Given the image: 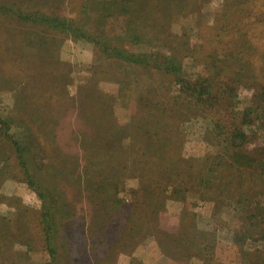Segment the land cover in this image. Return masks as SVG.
Wrapping results in <instances>:
<instances>
[{"label": "rangeland", "instance_id": "1", "mask_svg": "<svg viewBox=\"0 0 264 264\" xmlns=\"http://www.w3.org/2000/svg\"><path fill=\"white\" fill-rule=\"evenodd\" d=\"M0 264H264V0H0Z\"/></svg>", "mask_w": 264, "mask_h": 264}, {"label": "trees", "instance_id": "2", "mask_svg": "<svg viewBox=\"0 0 264 264\" xmlns=\"http://www.w3.org/2000/svg\"><path fill=\"white\" fill-rule=\"evenodd\" d=\"M39 19H42L46 25L54 29H59L61 31L67 30V31H73L74 33H79L78 28L75 27L76 26L75 23H72L70 20H68L65 17H59V16L51 17L49 15H41ZM118 53L121 55V54H124L125 51H119ZM165 62L168 63L166 65L169 67V69L171 68H174L175 70L177 69V66L169 65L171 62H173L172 60L169 59V60H166ZM18 144L20 145L21 142L19 141ZM23 148H24L23 144L20 145L19 149L22 150Z\"/></svg>", "mask_w": 264, "mask_h": 264}]
</instances>
